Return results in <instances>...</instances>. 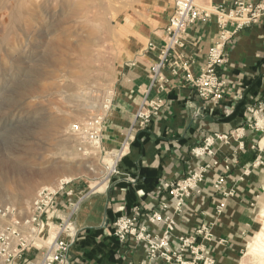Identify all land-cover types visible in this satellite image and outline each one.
Segmentation results:
<instances>
[{
	"label": "crops",
	"instance_id": "1",
	"mask_svg": "<svg viewBox=\"0 0 264 264\" xmlns=\"http://www.w3.org/2000/svg\"><path fill=\"white\" fill-rule=\"evenodd\" d=\"M238 1L264 4V0H195L199 8L211 12L188 24L179 44L168 52L159 70L164 88L159 89L150 67L164 49L173 0H145L144 13L131 28L130 58L117 68L103 120V150L122 154L118 160L113 156L115 174L112 171L100 183L89 185L92 191L74 218L77 236L66 253L68 264L143 263L144 247L132 240L120 244L111 234L112 222L136 205L142 208L141 221H146L151 210H157L159 198L154 193L161 180L180 179L212 160L217 164L206 172L200 192L186 199L179 213L166 214L175 222L171 248L181 249L179 235L192 236L194 245L203 256L212 257L214 264L238 263L246 237L256 227L258 205L264 200V130L252 126L254 118L248 112L264 98V14L240 27L233 21L225 25V60L216 68L225 81L223 100L209 104L198 97L190 82L218 40L215 10H232ZM148 42L153 48H147ZM157 98L162 106L144 126L136 125L138 108L143 104L149 111L150 102ZM257 120L260 124L261 118ZM215 134H225L227 139H214L210 154H198L204 139ZM256 161L261 163L254 166ZM219 178L223 182L215 187ZM89 189L77 184L76 194ZM221 202L224 207L218 212ZM149 225L150 233L164 226ZM202 225L209 230V238L197 234ZM181 251L182 259L192 258L187 249ZM40 255L32 250L23 253L22 260L37 262ZM149 264L166 263L154 260Z\"/></svg>",
	"mask_w": 264,
	"mask_h": 264
},
{
	"label": "rangeland",
	"instance_id": "2",
	"mask_svg": "<svg viewBox=\"0 0 264 264\" xmlns=\"http://www.w3.org/2000/svg\"><path fill=\"white\" fill-rule=\"evenodd\" d=\"M144 2L145 0H0V205L14 204L22 212L27 211L25 208L29 207L40 189H36L28 197V207H24L20 195L26 176L41 167L62 163L67 151L73 154L76 162L82 161L89 166L82 177L73 179L74 183L89 189L90 184H98L107 177L103 178L101 173L113 159L114 154H110L113 151L103 150L101 147L106 153L99 149L87 154L86 148L71 136L69 128L73 123L92 115H105V106L109 105L117 68L130 58L131 28L144 13ZM31 3L36 10L24 12V8ZM35 17H39L37 19H41L44 24L49 23L50 27L63 23L66 25L65 32L77 34V50L72 48L61 50L60 53L56 51V58L60 55L63 60L58 66L42 64L44 48L38 43L42 29L41 23L36 24L38 20ZM28 22H33L31 32L26 28ZM57 36L49 34L51 39ZM72 39L70 37V41ZM9 48L16 51L9 55ZM41 65L44 66L45 74L40 81H43L45 91L39 90L29 96L26 103H21V98L12 90L11 80L15 79V69L23 67L19 70L20 73H16V79H19L31 68H41ZM69 71L73 77L69 78ZM65 85L69 87L65 89ZM85 107L89 109H82ZM83 111L85 113H81ZM65 112L70 120L61 132L52 134V130H47L46 133L36 131L39 120L50 121ZM23 127L29 129L23 130ZM13 162L19 166L18 172H12L9 167ZM14 175H19L20 178ZM2 178L8 180V187L1 186ZM258 206L256 227L247 235L246 243L260 227L258 213L264 207V200ZM237 264H264V254L261 255L246 244L239 254Z\"/></svg>",
	"mask_w": 264,
	"mask_h": 264
},
{
	"label": "built area",
	"instance_id": "3",
	"mask_svg": "<svg viewBox=\"0 0 264 264\" xmlns=\"http://www.w3.org/2000/svg\"><path fill=\"white\" fill-rule=\"evenodd\" d=\"M211 10L199 8L193 0H173V11L165 27L166 42L161 52L160 60L150 67L152 80L158 83L159 89L164 88V78L160 75L161 66L167 61L168 52L179 44V39L186 26L199 18H207ZM216 21L220 29L217 42L208 49L205 63L199 74L190 79L191 85L196 88L198 97L207 101L211 105H217L224 99L226 93L225 81L216 72L217 66L225 60L223 50L224 42L227 38L226 23L233 21L237 27L255 22L264 14V4L243 3L238 1L235 7L229 11L221 8L215 10ZM147 48H153V43L148 42ZM111 101V95L109 104ZM163 101L159 98L149 104V111L144 110L142 104L135 116V124L144 126L150 116L155 114L162 106ZM106 111L109 105L106 107ZM264 98L254 107L248 108V112L253 116L252 126L264 130ZM257 118H261L260 124ZM104 116L88 117L73 123L69 128V133L74 136L81 146L86 148V153L91 150H102V130ZM261 121H263L261 123ZM237 135V134H236ZM226 140L227 135L215 134L204 139V145L199 148L198 154L211 153L209 147L214 139ZM103 151V150H102ZM106 153L105 151H103ZM117 155V160L121 156L120 150L110 152ZM261 161H256L257 165ZM117 164V161H116ZM217 164L216 160L211 163L199 166L197 170L189 172L186 176L176 180H161L155 188V196L159 198L157 210H151L146 221H141L142 208L136 205L128 214L118 216L111 225L112 236L123 244L132 240L134 244L141 245L145 249L146 258L141 264H149L158 260L166 264H214L210 256H203L198 247L194 245V237L178 236L180 250L178 252L171 248V235L175 227L174 220L166 215L179 213L193 194H198L201 190L200 184L208 169ZM116 166L111 174L116 173ZM110 174V175H111ZM223 182L219 178L215 187ZM76 183L74 180L62 182L55 188L44 187L40 189L27 211L22 212L14 204L0 205V264H68L66 253L70 244L77 236L74 225V218L78 212L83 199L89 195L90 191L76 194ZM224 207L221 202L217 206L220 212ZM163 223V228L158 232L150 233V225ZM197 234L204 238L210 237L209 230L203 225L196 230ZM192 256L190 260L181 258L182 251ZM40 252V259L32 262L31 259L22 260L23 253L29 251Z\"/></svg>",
	"mask_w": 264,
	"mask_h": 264
},
{
	"label": "bare ground",
	"instance_id": "4",
	"mask_svg": "<svg viewBox=\"0 0 264 264\" xmlns=\"http://www.w3.org/2000/svg\"><path fill=\"white\" fill-rule=\"evenodd\" d=\"M193 3L196 5L195 0H193ZM35 10H36V8H35V6L32 3H31V5H28V6H26L24 8V12H26V13H31L32 11H35ZM35 18L37 19L39 17H35ZM38 23H41L40 27L42 29V31L39 32V33H41V35H39L40 39L38 40V43H39L40 46H42L44 48V51H43L44 52V56H42V59H41L43 65L45 63H47V64H49L51 66H54V65L58 66L59 64H61L63 62V60L61 59L60 55L56 58V56H55L56 55V51L58 53H60L61 50L64 51V49L68 50V49H72L73 48V49L77 50V48H79V43H78L79 39L77 40V38H76L77 34L75 33L76 34V36H75V34L71 35L70 33L65 32L64 28H65L66 25H64L63 23H58V21H57L58 24L53 25L52 27H50L48 25L49 23L48 24L42 23L41 19L38 20L36 24H38ZM32 27H33V22L32 23H29V22L26 23L27 30L30 31L32 29ZM52 33H54V34H56L58 36L56 38H54V39H51L49 37V34H51V36H52ZM70 37H73V39L71 41H70ZM65 44H67V45H65ZM21 47H23V46H21ZM12 48H13V46H12ZM8 50H9V55H12V51L13 50L11 48H9ZM14 51H16V50H14ZM14 51H13V53H14ZM29 56L27 57V59L29 58ZM7 59L10 60V57H8ZM8 65H10V64H8ZM43 65H41V68L40 67L31 68L28 71V73L25 74V76L23 75L24 76L23 78H19V79H16L17 78L16 77L17 76L16 73H20L19 70H21L23 67L22 68L18 67V70L15 69L17 72L14 70L15 71L14 72V78L15 79H12L13 81L11 80V84H12V88H13L12 90L14 91V93L17 94V96L19 98H21V101H20L21 103H26V100L28 99V97L33 95V94H35V93H37L39 90H41V91L44 90L43 89L44 85L42 86V82L43 81L42 82L40 81V79L45 74ZM68 76H69V78L73 77V75L71 74V71H69ZM64 78H67V77H64ZM69 85H65L66 87H64V86L63 87L66 89L67 87H69ZM27 107H30V106H27ZM105 107H107V105ZM14 108H16V106ZM82 109H89V108L85 107V108H82ZM29 112L30 111H28V113ZM81 113H85V112L83 111ZM56 115H54V116H56ZM95 116H97V115H92L90 117H95ZM44 119H46V118H44ZM69 120H70V117L68 116V113H66V112L63 113L60 116H56L55 118L51 119L50 121L49 120L45 121V120L41 119V120L38 121L37 126L35 125L36 126V131L38 133H43V132L46 133L47 130H50V131L52 130V132H51L52 134H53V132L59 133V132H61V129H63L66 124H68ZM28 129L29 128H27V127H23V130H28ZM48 135L50 136V133ZM28 154L31 155L30 153H28ZM76 156H77V154H76ZM22 158L24 159L25 157H22ZM75 160H76V158L73 157V154L71 152L67 151L65 156H63V159H62L63 162L62 163H55L54 162L55 164H52V165H49V166H44V167H41V168L37 169L36 171H32V173L29 174V176H26V178L24 176L25 185H24L23 191L21 192V195H20L21 196L20 197V201H22L23 206L26 207L28 205V197H30L32 195V193L38 188L39 189H42L44 187L55 188L58 185H60L62 182H66V181L73 180V179L78 178V177H82L83 174H84L83 173L84 170H87L89 168V166L86 165V164L84 165L82 163V161L81 162H79V161L76 162ZM115 163H116L115 160L112 159L105 165L106 167L102 170V173H101V175L103 174L102 175L103 178L108 176V174H110L113 171ZM9 167H11L12 172H18V167L19 166L17 167V165H15L14 162H13V164L11 163V166H9ZM13 174H15V173H13ZM19 175H22V174H19ZM19 175L18 176L14 175V176L19 179L20 178ZM21 183H22V181H21ZM8 185H9L8 184V180L5 179V178H2L1 186L2 187L3 186L4 187H8ZM6 197L9 198L8 196H6ZM25 209L27 210L28 208H25ZM258 218L260 219V227L258 228V230H256L255 235L252 238H250L247 241L246 244L248 245L249 248L255 249L261 255H263L264 254V207L258 213Z\"/></svg>",
	"mask_w": 264,
	"mask_h": 264
},
{
	"label": "trees",
	"instance_id": "5",
	"mask_svg": "<svg viewBox=\"0 0 264 264\" xmlns=\"http://www.w3.org/2000/svg\"><path fill=\"white\" fill-rule=\"evenodd\" d=\"M86 232V231H85Z\"/></svg>",
	"mask_w": 264,
	"mask_h": 264
}]
</instances>
